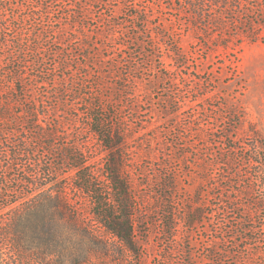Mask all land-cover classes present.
<instances>
[{"label":"rangeland","instance_id":"1","mask_svg":"<svg viewBox=\"0 0 264 264\" xmlns=\"http://www.w3.org/2000/svg\"><path fill=\"white\" fill-rule=\"evenodd\" d=\"M213 1L197 17L193 0H0L21 121L0 142V223L7 199L72 184L74 159L107 186L96 111L122 141L138 253L108 237L89 264H264V174L246 160L264 143V0Z\"/></svg>","mask_w":264,"mask_h":264},{"label":"trees","instance_id":"2","mask_svg":"<svg viewBox=\"0 0 264 264\" xmlns=\"http://www.w3.org/2000/svg\"><path fill=\"white\" fill-rule=\"evenodd\" d=\"M206 1L208 0H193L195 16L202 17L201 11ZM215 1L226 6L231 0ZM9 17L3 15L2 19L9 23ZM4 28L5 25H0V142L4 135L16 130L14 124H21L20 119L12 117L11 93L13 85L18 92L20 84L17 80V83L13 81L19 75L5 69L7 47L1 40ZM19 31L18 35L8 34L11 38L7 39L8 43L18 40L20 44L23 31ZM37 112L39 111L34 110L32 116L36 117ZM90 126L94 134L105 143L104 150L109 157L104 169L107 186L102 188L95 184L93 178L87 174L84 163L74 159L72 168L76 170V174L72 184L60 183L58 180L51 183L54 184L52 187H48L46 183L43 189L40 188L41 193L30 202L23 199L25 195L15 200L7 199V203L2 206L9 208L10 214L5 222L0 223V264H89L96 254L105 251L108 237L113 238L132 255L138 253L133 196L128 184L123 180V157L118 151L122 141L119 134L116 135L119 141H111L114 137L104 129L96 111L91 114ZM246 160L258 166L261 175L264 174L262 141L251 145L249 158ZM42 169L50 174L54 168ZM259 179L264 188V177ZM74 189L88 195L92 218L103 232H99L87 222L71 196ZM255 206L260 211L264 209V196L256 201ZM252 222H255L254 219Z\"/></svg>","mask_w":264,"mask_h":264}]
</instances>
